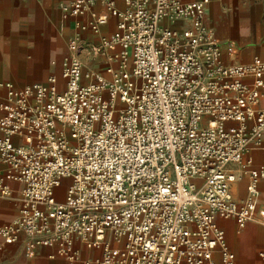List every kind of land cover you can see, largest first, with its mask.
Wrapping results in <instances>:
<instances>
[{"label": "built area", "instance_id": "obj_1", "mask_svg": "<svg viewBox=\"0 0 264 264\" xmlns=\"http://www.w3.org/2000/svg\"><path fill=\"white\" fill-rule=\"evenodd\" d=\"M95 2L117 17L90 48L112 51L108 77L73 56L60 88L53 76L0 83V196L22 183L0 235L29 252L54 246L68 264H232L217 220L253 218L264 166L245 155L264 131V60L223 61L208 0H70L63 10L79 18ZM93 18L96 31L106 19ZM81 48L73 37L69 49ZM244 175L236 200L230 186Z\"/></svg>", "mask_w": 264, "mask_h": 264}, {"label": "crops", "instance_id": "obj_2", "mask_svg": "<svg viewBox=\"0 0 264 264\" xmlns=\"http://www.w3.org/2000/svg\"><path fill=\"white\" fill-rule=\"evenodd\" d=\"M114 2L123 8V0ZM69 5L70 0H0V83L23 87L45 84L53 76L60 88L62 71L73 56L84 68L109 76L105 70L113 65L109 60L112 51L103 49L92 55L90 48L114 32L117 17L101 2H95L82 16L74 18L63 10ZM93 14L106 19L96 31L88 26L94 21ZM205 22L213 30L226 64L247 63L253 57L264 60V0H208ZM81 24L86 28L81 29ZM75 36L82 48L72 52L69 42ZM4 100L6 88L0 85V103ZM259 106L264 108V99ZM246 158L252 166H264V131L259 142L249 143ZM247 181L244 175L231 184L236 200L245 196ZM7 187L9 193L0 196V228L16 218L20 207L22 183L7 181ZM217 222L235 254L232 264H264V177L259 182L252 220L242 228L231 218H219ZM77 247L82 258L93 255L82 245ZM54 251V246H38L29 252L24 240L6 244L0 235V264H68ZM214 261L222 264L218 255Z\"/></svg>", "mask_w": 264, "mask_h": 264}]
</instances>
